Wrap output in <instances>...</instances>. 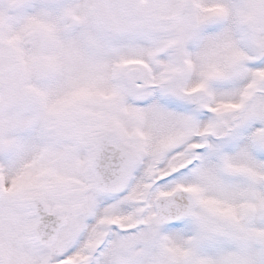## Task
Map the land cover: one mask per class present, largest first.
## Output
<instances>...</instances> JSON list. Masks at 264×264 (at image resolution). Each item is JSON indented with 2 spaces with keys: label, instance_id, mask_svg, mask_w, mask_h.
I'll return each mask as SVG.
<instances>
[{
  "label": "snow or ice",
  "instance_id": "6c2138e0",
  "mask_svg": "<svg viewBox=\"0 0 264 264\" xmlns=\"http://www.w3.org/2000/svg\"><path fill=\"white\" fill-rule=\"evenodd\" d=\"M0 264H264V0H0Z\"/></svg>",
  "mask_w": 264,
  "mask_h": 264
}]
</instances>
